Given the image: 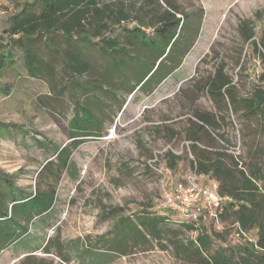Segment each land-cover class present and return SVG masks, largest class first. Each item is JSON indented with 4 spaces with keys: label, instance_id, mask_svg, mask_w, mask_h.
I'll use <instances>...</instances> for the list:
<instances>
[{
    "label": "rangeland",
    "instance_id": "rangeland-1",
    "mask_svg": "<svg viewBox=\"0 0 264 264\" xmlns=\"http://www.w3.org/2000/svg\"><path fill=\"white\" fill-rule=\"evenodd\" d=\"M32 1L0 0V51L12 54L11 66L0 72V175L25 194L36 188L54 190L55 203L28 225V236L0 254V264H187L176 259L169 241L174 233L184 239L193 234L183 235L181 225L188 223L163 208L164 196L194 173L191 142L184 134L188 121H195V111L216 113L199 89L201 81L225 66L237 93L245 96L261 73L240 25L247 22L260 38L264 0H176L185 12L200 14L193 19L200 21L199 36L182 66L149 95L141 90L129 95L136 79L122 80L109 71L108 57L82 43L71 49L80 53L90 71L70 83L61 71L62 54L70 48L59 34L50 38V47L42 40L35 46L36 56L52 73L30 76L24 48L6 31L12 16ZM82 108L104 129L99 138H83L69 157V169L58 178L62 163L56 152L71 143L76 134L72 120L83 117ZM224 116L219 133L225 140L217 144L245 158L248 140L242 126L233 113ZM110 129H115L111 137ZM169 153L179 157L175 170L166 165ZM48 162L53 164L51 172L43 175ZM197 181L214 193L211 179ZM3 192L9 196L8 189ZM141 211L169 219L163 240L130 241L119 235L115 222L125 217L136 223ZM204 219L210 227L211 212ZM164 246L169 248L162 250Z\"/></svg>",
    "mask_w": 264,
    "mask_h": 264
},
{
    "label": "trees",
    "instance_id": "trees-1",
    "mask_svg": "<svg viewBox=\"0 0 264 264\" xmlns=\"http://www.w3.org/2000/svg\"><path fill=\"white\" fill-rule=\"evenodd\" d=\"M197 14L182 10L176 0H33L12 16L6 33L24 48L26 67L32 77L52 73L51 66L36 56L35 46L42 40L50 47V38L59 34L70 48L61 57V71L70 83L90 71L80 53L71 49L82 43L97 47L110 59V72L124 81L128 76L136 79L129 95L136 90L149 95L182 66L192 51L201 26L200 21L193 23ZM116 31L121 35L114 36ZM240 31L253 56L259 59L261 73L242 96L225 66L216 68L199 88L207 94L216 113L195 111V121L189 120L184 131L194 156L192 171L216 183V193L227 200L212 217L210 227L204 219L210 212L201 206L198 220L185 218L188 224L181 225L183 235L189 233L193 237L184 239L173 234L170 247L176 259L187 264H264V27L259 39L247 22L240 25ZM138 49L136 55L129 54ZM0 56L2 72L11 66L12 54L0 51ZM82 112L83 117L72 120L76 134L71 135V143L56 152L62 163L58 178L69 169V157L84 142L83 138H99L104 129L88 108H82ZM230 113L236 115L244 139L248 140L244 144L245 158L217 144L225 140L219 129L226 120L224 114ZM166 158L167 167L177 169L179 157L169 153ZM51 165L48 162L41 173L51 172ZM5 189L9 196L4 194ZM54 203V190L36 188L33 194H25L0 175V254L28 236V225L34 218L49 213ZM167 223V217L141 211L136 223L121 217L114 226L120 227L119 235L125 234L130 241L150 238L159 242ZM214 223L222 229L216 230ZM237 227L254 237L253 242L236 238ZM168 248L164 246L162 250Z\"/></svg>",
    "mask_w": 264,
    "mask_h": 264
},
{
    "label": "built area",
    "instance_id": "built-area-1",
    "mask_svg": "<svg viewBox=\"0 0 264 264\" xmlns=\"http://www.w3.org/2000/svg\"><path fill=\"white\" fill-rule=\"evenodd\" d=\"M109 137L114 134L115 129H110ZM195 173H191L182 181L177 182L173 191L165 193L163 208L179 213L189 220H198L201 215V206L211 212L212 217L216 216V211L223 204V198L219 197L216 191L209 193L208 189L197 181ZM236 238H245L253 242L247 234L239 227L236 228Z\"/></svg>",
    "mask_w": 264,
    "mask_h": 264
},
{
    "label": "crops",
    "instance_id": "crops-1",
    "mask_svg": "<svg viewBox=\"0 0 264 264\" xmlns=\"http://www.w3.org/2000/svg\"><path fill=\"white\" fill-rule=\"evenodd\" d=\"M197 177H198V178H203V179H205V178H206V179H209L208 177H205V176H198V175H197ZM212 183H213V184H212ZM210 184H212V187H213L214 191H216V187H217V186H216V183H214V182H210ZM226 201H227V200H226ZM226 201L224 200L223 204H224Z\"/></svg>",
    "mask_w": 264,
    "mask_h": 264
}]
</instances>
